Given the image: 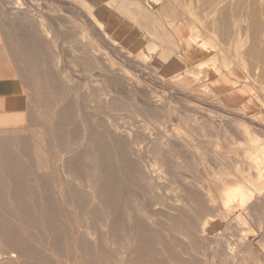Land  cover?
Listing matches in <instances>:
<instances>
[{"label": "rangeland", "instance_id": "rangeland-1", "mask_svg": "<svg viewBox=\"0 0 264 264\" xmlns=\"http://www.w3.org/2000/svg\"><path fill=\"white\" fill-rule=\"evenodd\" d=\"M16 1L21 2L22 0ZM60 1L24 0V8L26 9H22L21 11H26L29 15H21L15 19V23L23 27L22 38L13 40L14 47L18 55L21 56L22 84L25 88V92L21 95L18 105L22 110L25 107L29 108V113H32L29 114L30 117H25V124L15 120L16 112L0 122V129L11 128L6 130L8 133L0 132V148L2 147L0 154L2 156H4V153L6 156H16L14 160L4 159L0 160V163L13 164L14 162L21 165L11 169L12 172L10 173L12 175L9 178L6 176L9 170H4L2 171L3 173L0 172V204L5 201V205L10 204L15 206L20 204L27 205V208L24 206L9 209L0 208V227L4 228L3 233L12 232L17 242H20L17 249L15 244H7V241L6 245L4 243L5 246H1L0 252L4 255L0 258V264H10L7 259L4 262V259L13 253L16 256L18 250L25 256H16L14 262H11V264H43L44 262H46L44 264H127L128 261V264H180L181 262V264H254L258 254H260L258 247H261L264 252V245H261V242L264 241V67L259 58L255 59L247 55V52L250 51L251 39L250 34H248L249 31H247L248 28L246 29L248 20L244 19V11L248 9L252 0H242L244 13L240 14L239 19L240 26L243 27L241 32L246 33L243 36V40H245L243 46L245 47H241L242 50L236 51L234 49V42L228 43L222 41L224 44L221 43L222 47L220 46V49L222 48L223 52L219 53V57L227 58V69H218L213 55L206 54V60L198 65L194 64L189 67L190 69H197L199 71L198 74H194L189 69L179 75L162 69L155 70L153 62L164 51L171 52V48L168 46L177 50L178 56H181L180 52L183 54L181 49L184 41H176L173 34V26L176 20L183 24L186 39L190 38L189 33L187 34L190 23H194L195 26L199 25L200 27L197 26L199 33L204 37L209 36L210 33L205 29V27H210L209 21L204 25L205 23L201 24L197 19H191V15H188V10H194L197 17H201V15L203 17V15L208 13L207 7L211 9L215 5L213 3L215 0H210L211 2L204 0L206 2L205 7L200 4L198 6L196 4L197 0H144L147 5H151L147 18L136 16L131 6L123 7L117 1L116 3H119L116 8L119 10L113 8L103 11L108 15L110 20L115 22L112 25L113 27H111L113 28V32H108L107 26L98 24L100 20L98 18L99 11L95 8L90 9L89 4L81 0L78 1L80 5L76 4L78 2L74 0ZM86 1L96 6V3L92 0ZM101 3L103 6L104 0H101ZM209 3H213V5L210 4V6L208 5ZM17 6L22 7V2L21 5L19 3ZM72 6H75L76 11L69 9ZM166 6L171 8V13L177 16V18L167 19L163 16ZM155 18L157 19L155 20ZM205 20L207 21L208 19L206 18ZM44 23L49 27L53 24L49 29L51 33L48 36L43 35L46 34L45 31L47 32V30L40 27ZM71 25L74 28L69 27ZM152 25L154 29H152ZM140 28H143L144 31H141ZM120 29H126L127 33L125 34H143L144 38H146L143 41L144 45L138 47V49L133 48L138 41L129 42L125 34L120 37L117 36L116 32ZM68 30L81 32V35H79L81 47H85V51L91 57L88 64L92 65L88 69L86 68L85 71L81 70L78 65L72 67L70 62L72 58L68 53L67 44H64L62 36L58 35L60 37L55 38L51 35L53 32L61 34ZM245 35L247 36L245 37ZM147 36L149 37L147 38ZM152 42H158L160 50L151 60L149 59L148 52L150 54L155 53L159 48L157 46L155 50L150 51V43ZM191 42L199 45L198 41L191 40ZM147 44H149L147 47L148 52H146ZM175 50L172 53L174 57L177 56ZM230 50L233 51L231 52ZM36 51L39 53H36ZM92 62H96L95 65ZM229 67L238 68V71L243 74L242 76L246 77L252 94L254 93L257 96L254 97L257 102L259 101V106L256 107L255 104L249 105L250 107L246 108L244 112L238 109L226 108L218 98L214 97L212 91L208 92L206 90L207 76L227 71L230 69ZM262 68L263 71L261 70ZM138 69L147 72V75L151 78L149 82L142 77ZM125 77H131V80L127 81ZM70 78H72L71 82ZM112 81H117L116 88L109 87ZM128 82L132 84L135 82L134 87L129 86ZM64 83H69L67 84L68 87ZM57 86L59 87L57 88ZM58 95L61 96V99ZM109 97L113 98L110 99ZM74 98L77 99L74 100ZM58 99L64 102L73 99L76 106L78 105L81 108V112L75 111L74 116L76 118L77 116H83L88 119L94 132L101 133V128L109 130L103 142L113 158L119 156L120 149L111 138L110 131L113 130V126H118L121 128L119 129L122 136L121 142L124 139L123 143L126 146L125 151L127 154L129 155L130 152L129 142L136 141L139 147L132 149L131 153L147 157V160H141L140 164L151 163L153 161L151 158L154 155L163 156L166 158L165 161L167 160L172 165L175 164L174 166L178 164L176 169H174L175 171H172L177 177L176 181L167 184L164 179L167 176L162 174L163 178L160 179L161 183H159V186L164 188L159 191L162 194L159 201L160 205L157 206L159 211L169 213L172 217L176 214H181V211L183 212L179 220H172L171 234L168 237L167 235H158L147 227L149 234L146 233L145 237L151 241V245L144 248L140 246L134 232L129 231L128 225L133 222L134 218L145 221L139 213L140 205L148 200L145 191L139 192V195L137 192L138 196L135 199L124 197L123 200L117 201L116 205L121 214L119 222L120 230L114 231L110 228V225L114 223L116 218L105 208L96 205V200L94 201L95 205H89L87 196H85V190L83 189L82 191L81 189L83 186L71 185L68 189L64 186L66 179L61 174L62 162L60 161V156L56 155L60 151V147L58 146H60V143H63L61 140L56 139L58 126H56L55 114L58 110L60 111V108H58L59 104H57ZM81 104L82 106H80ZM145 107L152 112L150 117H148L147 111L143 112V108ZM146 114L147 117H145ZM153 114H155L154 116L157 119H151ZM185 116L188 118L186 120L187 123L184 120ZM21 124H23L22 127L28 132L23 134L15 132L17 129H14V127ZM77 125L84 126L83 124L80 125V123H77ZM142 125H147L148 130H144ZM238 127L242 130L237 131ZM243 129H247V133ZM199 130L205 132L202 134ZM35 132H38L40 135L37 136ZM127 132L130 134H127ZM141 132L145 135H142ZM158 133H165L166 137ZM240 133H243V137H241ZM135 134H138V137L134 138ZM25 136H28L26 141ZM149 137L164 144H168V139L170 143L167 146L165 145V147L158 146L156 148L158 150L155 148L147 150L146 141ZM238 139L240 141L236 142ZM6 140H9L10 143L9 141L6 142ZM40 142L44 145L40 144ZM192 144L200 152L196 153L197 149H193ZM47 147L49 148L47 149ZM94 150L96 151L95 147ZM41 151L47 154L42 155ZM194 152L197 155H194ZM201 152H204V155L202 154L204 157L199 156ZM36 153L41 155L34 158L33 156ZM96 153L93 154L95 158L98 156ZM191 154L197 160L192 159ZM42 156L47 158L44 159ZM175 156L176 158H174ZM198 158H202V161ZM36 160L39 162H50L46 165L47 168L39 172L35 170L34 163ZM179 165H183V167ZM218 169H225L228 173L235 176L234 180L239 185L250 189L251 196L243 204L242 208L224 207L220 197H217V194L219 195L217 190H215L217 189V182L228 187V182L216 180L214 172ZM207 170L209 171L208 174L206 173ZM210 170L213 171L210 172ZM261 170L262 174H259ZM142 171L147 173L144 177L150 178L149 176H154L150 172L155 171V168L142 169ZM183 178H187V180L182 182L181 179ZM200 181H203V183L201 184ZM197 182L200 183L198 184ZM53 186H57V191H59L58 187L62 188L59 196L58 194H52L54 193ZM10 196H12L11 199L13 200L10 199ZM141 199L142 201H140ZM40 202L49 204V207L39 205ZM178 202L183 208L177 204ZM94 208L99 209L98 212H93ZM7 211L15 213L13 216H18L20 221L16 222L13 220L12 223V220L8 219L9 216L2 215V213ZM22 214H26V216ZM2 216L7 219L4 220L5 218ZM24 221L25 223H23ZM158 225L168 227L166 226L167 223L164 222H160ZM30 228L32 230H28ZM173 234H175L174 237ZM116 236L117 240L114 238ZM175 237L176 240L174 239ZM125 240L128 245L124 250L120 246ZM95 243H98L97 248L93 247ZM227 247H230L232 250L228 251ZM26 249L29 250L26 251ZM28 252H32V255H29ZM36 254L37 256H35ZM183 259L188 260L183 261Z\"/></svg>", "mask_w": 264, "mask_h": 264}, {"label": "bare ground", "instance_id": "bare-ground-1", "mask_svg": "<svg viewBox=\"0 0 264 264\" xmlns=\"http://www.w3.org/2000/svg\"><path fill=\"white\" fill-rule=\"evenodd\" d=\"M24 0H22V7H18L17 8L19 9V12L21 13L22 16H25V15H29L25 10V12L21 11L22 9H26L24 8ZM60 1V0H59ZM75 2H78L79 0H74ZM82 2L84 3H87L89 4V8L92 9V5L87 2L86 0H81ZM136 1V0H135ZM134 1V2H135ZM193 1V0H192ZM19 2V1H18ZM16 1V5H18L20 3L21 5V2L18 3ZM61 2V1H60ZM63 2V0H62ZM68 2V1H66ZM129 2V1H128ZM127 2V3H128ZM208 2H211L210 0ZM126 1H125V4L127 5ZM139 2H135L133 3L134 5L137 4L138 5ZM215 5L210 9L209 7L208 8V13L203 15H201V17H197L195 15V11L194 10H188V15H191V19L194 18V19H197L199 22H201V24L205 23L204 25H206V23L209 21V26L210 27H205L206 30H208V33H210V35L207 37H204L201 33H199V28L197 26L199 25H194V23H190L189 24V31L187 33H189L188 35H190V38L191 40H194V41H198L199 42V45H197V47L200 48L201 51L205 52V54H210V55H213V58L215 59V65L218 69H227V66H228V62H227V58L224 57V58H220L219 57V53H221V51L223 52L222 48L220 49V46H221V43L224 44L223 42H234V46H235V50L236 51H240L242 50L241 47H245L243 46L244 45V42L245 40H243V36L244 34H246L245 32H241L242 28L240 26V22H239V19H240V14H245V18L244 19H247L248 22H247V31H249L248 34H250V39H251V47H250V51L247 52V55H249L250 57H253L255 59H258L261 60V63H262V66L264 67V0H252L251 1V4L249 5L248 9L245 10L243 12V3H242V0H215L213 2ZM213 3H209L208 5H213ZM59 4V3H58ZM62 4V3H61ZM76 4H79L80 5V2L76 3ZM129 4H131V2H129ZM195 4V3H194ZM198 6L199 4L202 6L204 5V7L206 6V2L204 0H197V3ZM195 4V5H196ZM74 5V4H73ZM83 5V4H81ZM135 5V6H137ZM210 5V6H211ZM63 6V5H62ZM194 6V5H193ZM139 7V5H138ZM150 5L146 4V8L148 9V13L150 12ZM181 7V6H180ZM185 7V6H183ZM195 7V6H194ZM123 8V7H122ZM173 8V7H172ZM69 9L71 11H76V8L75 6L73 7H69ZM182 9V8H181ZM210 9V10H209ZM245 9V8H244ZM29 10V9H27ZM51 10V8H50ZM122 10V9H121ZM204 10V9H203ZM78 11V10H77ZM147 11V10H146ZM181 11V10H180ZM205 11V12H207ZM23 12V13H22ZM39 12V11H38ZM187 12V11H186ZM185 12V13H186ZM203 12V11H202ZM122 13V12H121ZM143 13H147V12H143ZM183 13V12H182ZM35 14V13H34ZM181 14V13H180ZM30 15H31V12H30ZM145 16H148V15H145ZM163 16H165L167 19H173V18H177V16H175L173 13H171V8L169 6H166V9L164 10V14ZM34 17V16H33ZM35 18V17H34ZM179 18V17H178ZM208 19L207 21L205 19ZM157 18H155L156 20ZM28 20V19H27ZM132 21V20H131ZM242 21V20H241ZM159 22V21H158ZM98 24L99 25H102L99 21H98ZM161 24V22H160ZM200 24V23H199ZM93 25V24H92ZM157 25V24H156ZM176 25V28L178 30L179 33L182 32V29H183V24L178 21V24H175ZM53 26V24L51 25ZM51 26H47L44 24H41V28H44L45 30H47V32L45 31V33L47 34H43L44 36H48L50 35L49 33V29L51 28ZM58 26V25H57ZM62 26V25H61ZM78 26V25H76ZM164 26H166V24H164ZM246 26V25H245ZM244 26V28H245ZM60 27V25H59ZM69 27H72L69 26ZM153 27V25H152ZM200 27V26H199ZM57 28V27H56ZM74 28V26L72 27ZM174 26H173V31H174ZM154 29V27L152 28ZM151 29V30H152ZM246 31V32H247ZM152 32H154L152 30ZM151 32V33H152ZM168 32V31H167ZM159 34V33H158ZM247 34V35H248ZM52 36H54L55 38L57 37H60L58 35H61L62 38H63V42L64 44H67V47H68V53L71 55V64H72V67L73 66H76L78 65V67L81 68V70H86V68L88 69L89 66H92L91 64L89 65L88 63H90V58L87 54V51H85V47L82 48L81 47V41H80V36L81 35V32L78 33L77 31H66V32H63V33H56V32H53L51 34ZM145 35V34H144ZM245 35V37L247 36ZM170 36V35H169ZM168 36V37H169ZM31 37V36H30ZM50 37V36H49ZM144 37V36H143ZM149 36H147L148 38ZM171 37V36H170ZM52 38V37H51ZM156 38V37H155ZM189 38V39H190ZM60 39V38H59ZM163 39V38H162ZM167 39V38H166ZM164 39V40H166ZM189 39H186L185 40H189ZM248 39V38H247ZM36 40V39H35ZM38 40V39H37ZM48 40V38H47ZM51 40V39H50ZM190 40V41H191ZM30 41V40H29ZM41 41V40H40ZM44 41V40H43ZM42 41V42H43ZM46 41V40H45ZM163 41V40H161ZM223 41V42H222ZM41 42V43H42ZM54 42V41H52ZM57 42V41H56ZM218 42V43H217ZM40 43V42H39ZM48 43V41H47ZM58 43V42H57ZM162 43V42H161ZM168 44V43H166ZM248 44V43H247ZM246 44V46H247ZM42 45H45V44H42ZM41 45V46H42ZM49 45V44H47ZM54 45V43H53ZM161 45V44H160ZM174 45V44H173ZM172 45V46H173ZM229 45V44H228ZM250 45V44H249ZM32 46V45H31ZM36 46V45H35ZM39 46V45H38ZM55 46V45H54ZM159 46L158 42L157 43H150V51H153L156 49V47ZM225 46V45H224ZM30 47V46H29ZM222 47V46H221ZM57 48V46H56ZM229 48V47H228ZM228 48H225V49H228ZM233 49V48H232ZM31 50V49H30ZM55 50V49H54ZM58 50V49H57ZM231 51V50H230ZM233 51V50H232ZM231 51V52H232ZM41 52V50H40ZM36 53H39L36 51ZM57 53V52H56ZM27 54V53H26ZM24 55V54H23ZM54 55V54H53ZM221 55V54H220ZM236 55V54H235ZM42 57V56H41ZM44 57V56H43ZM245 57V56H244ZM33 59V58H32ZM47 59V58H46ZM45 60V59H44ZM60 60V59H59ZM58 60V61H59ZM68 60V59H67ZM245 60V59H244ZM243 60V61H244ZM34 62V61H33ZM94 62V61H93ZM92 62V63H93ZM256 62V61H255ZM41 63V62H40ZM96 63V62H95ZM95 63H93V65H95ZM241 63V62H240ZM99 64V63H98ZM97 64V65H98ZM25 65V64H24ZM255 65V64H254ZM257 65V64H256ZM58 66H59V62H58ZM67 66V65H66ZM128 66V65H127ZM45 67V66H44ZM244 67V66H242ZM79 68V69H80ZM43 69V68H41ZM62 69V68H61ZM56 70V69H55ZM74 70V69H73ZM77 70V68H76ZM109 70V69H107ZM137 70V69H136ZM263 71V68L261 69ZM71 71V70H70ZM79 71V70H78ZM111 71V70H110ZM138 71L141 73L142 77L147 81L149 82L150 81V77L147 75V72L146 71H143V70H140L138 69ZM190 71H192L194 74H198L199 71L197 69H190ZM77 72V71H76ZM88 72V71H87ZM86 72V73H87ZM85 73V74H86ZM221 73V72H219ZM55 74V73H54ZM114 74V73H113ZM129 74V73H128ZM255 74V73H254ZM66 75V74H65ZM89 75V74H88ZM130 75V74H129ZM53 76V75H52ZM51 76V77H52ZM73 76V75H72ZM121 76V75H120ZM123 76V75H122ZM211 76L213 75H208L206 79H209ZM75 77V76H74ZM256 77V76H255ZM49 78V77H48ZM84 78V77H83ZM107 78V77H106ZM118 78V77H117ZM126 78V77H125ZM131 78V77H130ZM130 78H126L127 81L131 80ZM50 79V78H49ZM60 79V78H59ZM70 82L72 81V78H70ZM82 79V78H81ZM86 79V78H85ZM110 79V78H109ZM83 80V79H82ZM133 80V79H132ZM54 81V80H53ZM58 81V80H56ZM134 81V80H133ZM222 81V80H221ZM43 82V81H41ZM69 82V81H68ZM88 82V81H87ZM116 82L117 81H112L109 85V87H115L116 88ZM136 82V81H135ZM134 82V84H135ZM39 83V82H38ZM77 83V82H76ZM42 84V83H41ZM69 84V83H67ZM64 83V85H67ZM78 84V83H77ZM134 84H132L131 82H128V85L131 86V87H134ZM42 86V85H41ZM59 86H57L58 88ZM68 87V85L66 86ZM42 88V87H40ZM55 88V89H57ZM80 88V87H79ZM129 88V87H128ZM73 89V88H72ZM134 89V88H133ZM81 90V89H80ZM105 90V89H104ZM206 90L208 92L213 91V89L209 86H206ZM56 91V90H55ZM103 91V90H102ZM61 92V91H60ZM77 92V91H75ZM109 92V91H108ZM66 94V92H65ZM104 94V93H103ZM128 95V94H126ZM152 95V94H151ZM59 96V95H58ZM60 99H61V96H59ZM82 97V96H80ZM79 98V97H78ZM84 98V97H83ZM110 98V97H109ZM113 98V97H112ZM110 98V99H112ZM115 98V97H114ZM20 99V98H19ZM77 98H74V100H76ZM89 99V98H88ZM104 100V99H103ZM149 100V99H147ZM19 101L18 100V104H19ZM108 101V100H107ZM145 101V100H144ZM143 101V102H144ZM152 101V100H151ZM57 104H59V107L60 108V111L58 110V112L55 114V119H56V126H58V130H57V138L59 141L61 140L63 143L61 144L60 143V151H58V153L56 154L57 156H60V161L62 162V165H61V174L65 177L66 179V182H65V187L68 189L72 186H83L82 191L83 189L85 190V196H87V199H88V204H94L95 205V200L97 201L96 205H99V207H103L105 208L111 215H113L116 219L114 221L113 224L110 225V228L114 231H118L120 230L119 228V222H120V219H121V214L119 213L118 211V208H117V201L119 200H123L124 197L128 198V197H131V198H137V196L139 195V192L141 191H145V193L147 194V202H143L141 205H140V209H139V213L141 214V216L143 217V219H145V221H140L139 219L137 218H134L133 219V222L128 225V228H129V231H132L134 232L135 234V238L138 239V242L140 244L141 247H149L151 245V241H149L148 239H146L145 235L146 233H148V230H147V227L152 230L154 233L158 234V235H162V236H166L168 237V235L171 234V223H172V220L175 221L176 220H179L182 216V211L180 212L181 214H176L178 216H171V214L169 215V213H165V212H162L161 210L159 211V209L157 208V206H159L160 204V198L162 197V194L159 193V191H161L162 188L161 186H159V183L160 182V179L163 178L162 174L167 176V178H164L168 183H174L177 179L176 175L172 173V171H175L174 169H176V167L178 166V164H176L177 166H174L172 165L171 163H169L167 160L165 161L166 158H164L163 156H157V155H154L153 158V161H151V163H141V160H147V157L146 156H139L135 153H131V150L132 149H137L135 147H139L137 144H136V141H132V142H129V155L127 154V152L125 151L126 150V146L124 145L123 141L121 142V132L119 131V129H121L120 127L118 126H113L112 127V131H110V136L111 138L114 140L115 142V145L118 146V148L120 149L119 151V156H117V158H113L112 155H110L109 151L106 149V147L104 146V142H103V139L106 135H108L109 133V130H107L106 128H101V133L99 132H94L93 131V128L91 127V125L89 124V120L86 119L85 117L83 116H77V118L74 116L75 114V111H79L81 112V108L78 107V105L76 106V104L74 103L73 99H70L68 102H64L63 100H57ZM120 102V101H119ZM148 102V101H147ZM114 103V101H113ZM118 103V102H117ZM138 103V101H137ZM152 103H154L152 101ZM62 104V105H60ZM83 104V102H82ZM82 104L80 106H82ZM119 104V103H118ZM121 104V103H120ZM135 104H136V101H135ZM85 105V104H84ZM83 105V106H84ZM87 105V104H86ZM89 105V103H88ZM106 105V104H105ZM117 105V104H116ZM139 105V103H138ZM140 105H141V102H140ZM150 105V103H149ZM27 106H28V103H27ZM119 106V105H118ZM121 107V106H120ZM139 107V106H138ZM135 108V107H134ZM154 108V107H153ZM160 108V107H159ZM249 108V107H248ZM14 109V108H13ZM16 119L15 120H18L20 121V123H23L25 124L24 122L26 121V118L25 117H30L29 114V108H23V110L20 108V106L18 105L16 107ZM56 109V108H55ZM136 109V108H135ZM157 109V108H156ZM33 110V109H32ZM138 110V109H137ZM159 110V109H158ZM148 113V117H150V114H152V112H150L148 110V108H143V112H146ZM163 111V109H162ZM178 111V110H177ZM139 112V111H138ZM137 112V113H138ZM142 112V113H143ZM161 112V111H160ZM159 112V113H160ZM26 113V114H25ZM157 113V114H159ZM34 114V113H33ZM155 114H153V116H151V119H157L156 116H154ZM161 115V114H160ZM37 116V115H36ZM44 116V115H43ZM140 116V115H139ZM147 117V114L146 116ZM156 117V118H155ZM162 117V115H161ZM185 122L186 120H188L187 116H185ZM183 120V121H184ZM116 121V120H115ZM101 122V121H100ZM77 123H80L83 124L84 126H78ZM187 123V122H186ZM21 124L20 126H15L14 129L16 128L17 130H15V132L17 131L19 134H23V133H26L28 132L24 127H22ZM41 125V124H40ZM102 126V125H101ZM143 126V125H142ZM153 126V125H152ZM237 126V125H236ZM156 127V126H155ZM197 127V126H196ZM240 127V126H239ZM236 129L237 131L240 130L241 128ZM236 128V127H234ZM11 129L10 127L9 128H3V129H0L2 133H8L6 132V130H9ZM13 129V128H12ZM28 129V128H27ZM49 129V128H48ZM143 129L144 130H148L147 128V125H144L143 126ZM142 129V130H143ZM200 129H203V128H200ZM31 130V128H30ZM102 130H104L102 132ZM146 130V131H147ZM197 130V129H196ZM205 130V129H204ZM210 130V129H209ZM242 130V129H241ZM35 131V130H34ZM32 131V132H34ZM48 131V130H47ZM201 131V130H199ZM243 131H247V129H243ZM202 132V131H201ZM200 132V133H201ZM205 132V131H204ZM202 132V134L204 133ZM210 132V131H209ZM220 132V131H219ZM250 132V131H249ZM37 133L36 135H40L38 134V132H35ZM142 133V132H141ZM189 133V132H188ZM247 133V132H246ZM1 134V133H0ZM16 134V133H15ZM28 134V133H27ZM127 134H130L127 132ZM164 137H166L165 133H158ZM167 134V133H166ZM241 134V133H240ZM243 134V133H242ZM241 134V135H242ZM245 134V133H244ZM26 135V134H25ZM35 135V134H34ZM33 135V136H34ZM47 135V134H46ZM142 135H145L142 133ZM7 136V134H6ZM109 136V137H110ZM161 136V137H162ZM233 136V135H231ZM9 137V136H7ZM26 137V136H25ZM28 137V136H27ZM27 137L25 139V141L27 140ZM138 137V134H135L134 135V138ZM226 137V136H225ZM235 137V136H234ZM243 137V135L241 136ZM34 138V137H33ZM37 138V137H36ZM237 138V137H235ZM8 139V138H6ZM20 139V138H19ZM211 139V138H210ZM241 140H243L242 138H240ZM240 139H238V141L236 142H239ZM206 140V139H205ZM212 140V139H211ZM9 141V140H8ZM6 140V142H8ZM24 141V140H23ZM41 141V139H40ZM106 141V140H105ZM167 143L168 144H164L163 142H160V141H156V140H152V138L149 137V139L146 141V149L147 150H153L154 148H158V146L162 147L165 145H169L170 141L167 139ZM207 141V140H206ZM233 141V140H232ZM234 141V143H236ZM10 143V141H9ZM36 143V142H35ZM46 143V142H45ZM59 143V142H58ZM40 144H43L40 142ZM39 144V145H40ZM237 144V143H236ZM10 145V144H9ZM32 145V144H31ZM44 145V144H43ZM59 145V144H57ZM97 145V146H96ZM191 145V144H190ZM211 145V143H210ZM1 146V145H0ZM47 146V145H46ZM49 146V145H48ZM193 146V144H192ZM196 146V145H195ZM43 147V146H41ZM94 147L96 148V151L94 150ZM141 147V145H140ZM209 147V146H208ZM2 148V147H1ZM0 148V149H1ZM31 148V147H30ZM45 148V147H44ZM49 147H47L48 149ZM172 148V147H171ZM192 148V147H191ZM195 147L193 146V149ZM6 149V148H5ZM33 149V147H32ZM140 149V148H138ZM195 149H197V151H195L196 153L197 152H200L198 150V148L196 147ZM26 150V149H25ZM41 150V149H40ZM158 150V149H156ZM3 151V149H2ZM9 151V149H8ZM34 151V150H33ZM117 151V150H116ZM4 152H6L4 150ZM13 152V151H12ZM22 152V151H21ZM42 152V151H41ZM40 152V153H41ZM158 152V151H157ZM194 152V155L196 154ZM39 153V152H38ZM34 154L31 155L33 156L34 158H37L39 157V155H46L47 153H44L42 152L41 154ZM98 154L97 158H95L93 156V154ZM162 153V152H161ZM113 154V153H112ZM188 154V153H187ZM201 155V157H204L202 156V154L204 155V152L202 153H199ZM192 155V154H191ZM197 155V154H196ZM185 156V155H183ZM198 156V157H199ZM207 156V155H206ZM205 156V157H206ZM16 157V156H15ZM14 156H6L5 153H4V156H2L0 154V160H4V159H16ZM44 159H46L47 157H44L42 156ZM182 157V156H181ZM197 157V156H196ZM208 157V156H207ZM53 158V157H52ZM176 158V156L174 157ZM194 158V160L196 159L193 155H192V159ZM200 161H202V158H198ZM35 160V159H34ZM33 160V161H34ZM39 160V159H38ZM197 160V159H196ZM206 161V160H205ZM48 162L50 161H47V162H39V161H35L34 165H35V170L37 171H43L45 168H47L46 165H48ZM180 162V161H179ZM232 162V161H231ZM177 163V162H176ZM23 164V163H21ZM181 164V163H180ZM217 164V163H216ZM224 164V163H223ZM20 164L18 163H14L13 164H4V163H0V172L4 171V170H9L7 171L8 173L6 174L7 178L11 177V169L16 167V166H19ZM193 165V164H192ZM196 165V164H195ZM218 165V164H217ZM229 165V164H228ZM21 166V165H20ZM24 166V165H23ZM180 166V165H179ZM183 167V165H181ZM180 166V167H181ZM186 166V165H185ZM179 167V168H180ZM51 168V167H50ZM151 168H155V171H152L150 173H152L154 176H149L150 178H146L144 177L147 173L146 172H143L142 169H151ZM257 168H259L257 166ZM262 168V167H261ZM49 169V168H48ZM14 170V169H13ZM28 171V169H27ZM47 171V170H46ZM213 171V170H212ZM210 170V172H212ZM208 170H207V174H208ZM260 173L259 174H262V170L259 171ZM3 173V172H2ZM1 173V174H2ZM18 173V172H17ZM22 173V172H21ZM29 174V172H28ZM41 174V173H39ZM30 175V174H29ZM211 175V174H210ZM214 175H216V180L220 182V180H224L225 182H228V187H225L224 184H220L217 182V193H219V195L217 194V197L219 196L220 197V200L222 202V205L224 207H234V208H242L243 204L249 200L250 196H251V192L249 191L250 189H248L247 187H244L243 185H239L237 183V181L234 180V175H232L231 173H228L225 169H218L216 172H214ZM14 176V174H13ZM49 176V175H48ZM51 176V175H50ZM58 176V175H57ZM54 177V176H53ZM215 177H214V180H215ZM16 179V178H15ZM48 179V178H47ZM17 180V179H16ZM54 180V179H53ZM182 182L184 180H187L186 179H181ZM2 181V180H1ZM13 181V180H12ZM32 181V180H31ZM45 181V180H44ZM63 181V180H62ZM164 181V180H163ZM40 182V181H39ZM194 182V181H193ZM196 182V181H195ZM201 182V181H200ZM199 182V183H200ZM14 183H15V180H14ZM198 183V182H197ZM198 183V184H199ZM203 183V181L201 182V184ZM55 184V183H54ZM53 184V185H54ZM60 184V183H59ZM238 184V185H237ZM51 185V184H50ZM243 186V187H242ZM8 187V186H7ZM54 187V193H52L53 195H57L58 196L60 195L61 193V190L62 188L61 187H58V190L57 191V186H53ZM13 189V188H12ZM31 189V188H30ZM52 189V188H51ZM77 189V188H76ZM7 193L8 191L5 190ZM12 191V190H11ZM75 191V190H74ZM1 192V191H0ZM10 192V191H9ZM137 192H138V195H137ZM143 193V192H142ZM9 194V193H8ZM44 194V193H43ZM45 195V194H44ZM64 195V194H63ZM4 196V195H3ZM20 196V195H19ZM52 196V195H51ZM144 196V195H142ZM2 197V195H1ZM12 196H10V199H11ZM26 197V196H25ZM28 197V196H27ZM36 197V196H34ZM141 197V196H140ZM4 198V197H2ZM72 198V197H71ZM86 198V197H85ZM142 198V197H141ZM16 199V198H15ZM49 199V198H48ZM58 199V198H56ZM133 199V201H134ZM139 199V198H138ZM137 199V200H138ZM145 199V198H144ZM4 200V199H3ZM2 200V201H3ZM13 200V199H11ZM86 200V199H85ZM179 200V199H178ZM176 200V201H178ZM34 201V200H33ZM47 201V200H46ZM55 201V200H54ZM139 201V200H138ZM142 201V199L140 200ZM145 201V200H144ZM196 201V200H195ZM26 202V201H25ZM58 202V201H57ZM56 202V203H57ZM180 202V201H179ZM179 202L177 203L178 205H180L182 207V203L179 204ZM198 202V201H196ZM220 202V203H221ZM4 203V204H3ZM0 204V208L1 209H4V208H12V207H16V208H19V207H26L27 205H20V204H17V205H5V201ZM36 203V202H35ZM55 203V204H56ZM134 203V202H133ZM175 203V202H174ZM59 204V203H58ZM68 204V203H67ZM140 204V203H139ZM176 204V203H175ZM35 205V204H34ZM39 205H42V206H47L49 207L47 204H44V203H41ZM53 205V204H52ZM76 205V204H74ZM84 205V204H83ZM135 205V204H134ZM185 205V204H184ZM31 206V205H30ZM57 207V206H56ZM74 207V206H73ZM137 207V206H136ZM15 208V209H16ZM27 208V207H26ZM68 208V207H67ZM80 208V207H79ZM90 208V207H89ZM139 208V207H137ZM183 208V207H182ZM21 209V208H20ZM11 210V209H10ZM99 210V209H98ZM98 210L96 208H94L93 212H98ZM172 210V209H171ZM71 211V210H70ZM80 211V210H79ZM193 211V210H192ZM191 211V213H192ZM202 211V210H201ZM1 213V212H0ZM23 213V212H22ZM46 213V212H45ZM64 213V212H63ZM197 213V212H196ZM27 214V212H26ZM26 214H22V215H25ZM48 214V213H47ZM46 214V215H47ZM87 214V213H86ZM89 214V213H88ZM195 214V213H194ZM2 215L8 217V219L12 220V223H13V220H15L16 222L17 221H20V218L17 216V217H14L13 215H15V213H12V212H4L2 213ZM65 215V214H64ZM80 215V214H79ZM45 216V215H44ZM193 216V215H192ZM3 217V216H2ZM21 217V216H20ZM43 217V215H42ZM81 217V216H80ZM130 217V216H129ZM5 218L4 220H6L7 218L6 217H3ZM51 218V217H50ZM94 218V217H93ZM131 218V217H130ZM173 218V219H172ZM49 219V218H48ZM195 219V218H194ZM1 220V219H0ZM25 220V219H24ZM29 220V219H28ZM58 220V218H57ZM92 220V219H91ZM51 221V220H50ZM93 221V220H92ZM105 221V220H104ZM43 222V221H42ZM160 222H164V223H167L166 226L168 227H165V226H159L158 224H160ZM177 222V221H176ZM195 222V221H194ZM10 223V222H9ZM20 223V222H19ZM25 223V221L23 222ZM40 223V222H39ZM55 223V222H54ZM5 224V223H4ZM36 224V223H35ZM45 224V223H44ZM81 224V223H80ZM86 224V223H85ZM46 225V224H45ZM87 225V224H86ZM183 225V224H182ZM13 226V225H12ZM25 226V225H24ZM31 226V225H30ZM47 226V225H46ZM89 226V225H88ZM10 227V226H8ZM14 227V226H13ZM16 227V226H15ZM64 227V226H63ZM2 228V229H1ZM26 228V227H25ZM87 229H89L88 227H86ZM0 248L2 245H6V241H7V244H12L16 246V249L19 247V243L20 242H17V239L15 237V235L12 233V232H8V233H3L4 231V228L3 227H0ZM21 230V229H20ZM28 230H32L31 228L28 229ZM83 230V229H82ZM7 231V230H6ZM100 231V230H99ZM50 232V231H49ZM95 232V231H94ZM127 233V232H126ZM149 234V233H148ZM31 235V234H30ZM44 235V234H43ZM40 236V235H39ZM74 236V235H73ZM82 236V235H81ZM115 236V235H114ZM150 236V235H149ZM148 236V237H149ZM152 236V234H151ZM175 236V234H173V237ZM19 237V236H18ZM17 237V238H18ZM64 237V236H63ZM85 237V236H84ZM123 237V236H122ZM113 238V237H112ZM116 240H117V236L114 237ZM170 238V237H169ZM19 239V238H18ZM43 239V238H42ZM57 239V238H56ZM60 239V238H59ZM81 239V238H80ZM133 239V237H132ZM165 239V237H164ZM176 240V237L174 238ZM156 240V239H155ZM168 240V238H167ZM166 240V241H167ZM20 241H21V238H20ZM26 241V240H25ZM42 241V240H41ZM115 241V240H114ZM54 242V241H53ZM124 243L121 244L120 248L121 249H124L125 250V247H127L128 243L125 241H123ZM169 242V240H168ZM166 242V243H168ZM173 242V241H172ZM118 243V241H117ZM27 244V243H26ZM43 244V243H42ZM53 244V243H52ZM131 244V243H130ZM4 245V246H5ZM67 245V243H66ZM93 245V244H92ZM169 245V244H168ZM179 246V244H178ZM12 247V246H11ZM94 248H97L98 247V243H95L93 245ZM100 247V246H99ZM184 247V246H182ZM14 248V247H13ZM23 248V247H22ZM26 248V247H25ZM134 248V247H133ZM24 249V248H23ZM79 249V248H78ZM100 249V248H99ZM135 249V248H134ZM177 249V248H176ZM228 251L232 250L230 247H227ZM11 250V249H10ZM29 250V249H28ZM26 249V251H28ZM80 250V249H79ZM131 250V249H130ZM186 250V249H185ZM1 251V250H0ZM12 251V250H11ZM24 251V250H23ZM58 252V250H56ZM182 251V250H181ZM180 251V252H181ZM189 251V250H188ZM14 252V251H13ZM41 252V251H40ZM151 252V251H150ZM10 253V252H9ZM29 253V252H28ZM44 253V252H43ZM59 253V252H58ZM133 253V252H132ZM76 254V253H75ZM146 254V253H145ZM152 254V253H151ZM154 254V253H153ZM172 254V253H171ZM174 254V253H173ZM176 254V253H175ZM229 255H231V253L228 252ZM4 254L0 252V258L1 256H3ZM11 256H9L8 258H3L4 262H6L8 260V262H11L13 263L14 262V258H16V256H21V257H24L25 255H23V253L18 250L17 252V255L15 256V253L13 254H10ZM29 255H32V252L29 253ZM74 255V254H73ZM83 255V254H82ZM150 255V254H149ZM37 256V254L35 255ZM93 256V255H92ZM95 256V255H94ZM111 256V255H110ZM109 256V257H110ZM42 257V256H41ZM107 257V256H105ZM174 257V256H173ZM172 257V258H173ZM178 257V256H177ZM190 257V256H189ZM229 257V256H228ZM20 258V257H19ZM75 258V257H74ZM136 258V257H135ZM180 258V256H179ZM7 259V260H6ZM22 259V258H21ZM33 259V258H32ZM104 259V258H103ZM108 259V258H107ZM171 260V258H169ZM16 260V259H15ZM24 260V259H23ZM28 260V259H27ZM43 260V259H42ZM91 260V259H90ZM102 260V259H100ZM105 260V259H104ZM126 260V259H125ZM128 260V258H127ZM126 260V261H127ZM174 260V259H173ZM185 260H188V259H185ZM183 259V261H185ZM26 261V260H25ZM94 261V260H93ZM110 261V260H109ZM132 261V259H131ZM153 261V260H152ZM33 262V261H32ZM101 262V261H100ZM129 262V261H128ZM127 262V264H128ZM133 262V261H132ZM181 262V261H179ZM43 263V261H42ZM46 263V262H44ZM43 263V264H44ZM49 263V262H48ZM182 263V262H181ZM180 263V264H181ZM184 263V262H183ZM8 264V263H7ZM117 264V263H116Z\"/></svg>", "mask_w": 264, "mask_h": 264}, {"label": "crops", "instance_id": "crops-1", "mask_svg": "<svg viewBox=\"0 0 264 264\" xmlns=\"http://www.w3.org/2000/svg\"><path fill=\"white\" fill-rule=\"evenodd\" d=\"M92 1L96 3V6L91 4L93 9L95 8L99 11V22L103 24V26L108 27V32H113V28L111 27H113L112 25L115 22H113V20H110L108 15L103 11H105V9H117L116 7L119 2L123 7L131 6L135 11L136 16H139L140 18H147V16L145 15H149L144 0H104L105 3L103 4V6L101 5L103 3H101V0ZM117 1L119 2L116 3ZM125 1L126 3L129 1L131 2V4H129L128 2L126 5ZM134 1L136 3L139 2V7L137 4H135L137 6L133 4L135 3ZM20 16L21 13L17 8L15 0H0V122L3 121L6 117L11 116L15 113V111L17 110L16 107L18 106V100L25 92V88L22 84L23 74L21 73V56L18 55V52L13 44V40L22 38L23 36V27L15 23L16 17ZM175 24H178V20L174 22L175 28L173 34L175 35L176 41H184L182 43L181 49L183 51V54L180 52L181 56H178V51L171 46H168L171 48V52H168L167 50L166 52L164 51V53L161 54V56H159L155 62H153V67L155 70L162 69L166 70L169 73L171 72L173 74L176 73L177 75H179L189 70V67H191L192 65H198L202 61L206 60L207 55L205 54V52L201 51L200 48L197 47V45H195L193 42L185 40V38H187L186 32L184 31V29H182V32L179 33ZM140 30L144 31L143 28H140ZM116 33L117 36L120 37L127 33V30L120 29L117 30ZM125 35L129 42L138 41V43L133 46V48L135 49H138V47H142V45H144L143 41L146 40V38L143 37V34L137 33ZM148 45L149 44L146 45V52H148ZM159 50L160 46L155 51V53L150 54V52H148L149 59L152 60L159 53ZM174 50L177 54L176 57H174V55L172 54ZM229 68L230 69H228L227 71L213 75L209 79H207V86L213 89L214 97L218 98L226 108L238 109L243 112L244 110H246V108L250 107L249 105L255 104L256 107L259 106V101L257 102L254 97L256 95H254V93L252 94L250 85H248L246 77L242 76L243 74L238 71V68ZM216 76L218 77L216 78ZM261 243V245H264V241ZM258 251L260 254H258L256 260L254 261V264H264L263 249L261 247H258Z\"/></svg>", "mask_w": 264, "mask_h": 264}]
</instances>
